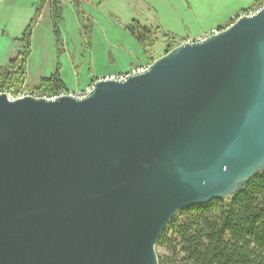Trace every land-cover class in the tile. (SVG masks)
<instances>
[{"label":"water","instance_id":"water-1","mask_svg":"<svg viewBox=\"0 0 264 264\" xmlns=\"http://www.w3.org/2000/svg\"><path fill=\"white\" fill-rule=\"evenodd\" d=\"M92 87L0 95V264H159L176 214L264 170V6Z\"/></svg>","mask_w":264,"mask_h":264},{"label":"crops","instance_id":"crops-1","mask_svg":"<svg viewBox=\"0 0 264 264\" xmlns=\"http://www.w3.org/2000/svg\"><path fill=\"white\" fill-rule=\"evenodd\" d=\"M4 1L5 0H1L0 3H3ZM16 1L18 10L20 12L25 10V14L23 16L16 14L14 17L17 29H19L18 31L21 33V35H16V39H20L22 37L26 29H28V26L32 27L30 34V55L25 64V87L27 89L38 87L43 79L51 78V76L57 74L64 86V91H62V93L77 94L89 90V88L93 86L96 81L105 77L124 74L131 68L141 64L139 60L137 63L140 64L131 62L128 66H125L119 71L113 69L112 72H109L108 70L107 72H94L92 74L86 73L82 69L88 64H93L92 61L95 56V50H97L99 54L105 51L99 49V41L102 39L99 36H102V34L100 32L99 35L97 32V21H93L94 31L89 42L83 44L84 39L80 37L79 32L81 29L84 32L88 29L90 33L92 28L89 18L86 17L87 21L83 20L86 16L83 13L86 6H89L90 4L91 6L98 4L100 7L118 5L120 7V12L116 15L122 24L121 28L124 27L125 34L127 36H130L128 32L130 23L136 21L147 31L149 30L151 32L157 30L159 36H166L167 38L165 39L167 40L179 41L176 43L177 46L179 43L185 42L186 40L198 41V39L210 35L211 31H221L230 26L238 17L247 14L250 5L254 3L255 0H214L220 7V10H222L223 7L227 8L235 6L227 13H224L223 11L219 13L218 11L211 17L212 20L219 21V17L227 15V20L216 27H211L210 29L206 28L203 30L201 27L194 30L187 29L184 34L176 32L173 25L177 24L179 21H183L184 24L201 23L202 21L200 18H202V15L199 9L202 4L207 3L208 0H82L80 5L62 7L59 13V19H55L49 11L47 12L42 9L43 6L42 3H40L41 0H24V4L20 3L18 0ZM194 11L197 14V17H192L190 21H188L186 16ZM37 13H41L40 15L43 17L40 21L35 20L36 16H38L36 15ZM79 18H81L82 22ZM43 21L46 23L38 25ZM36 30L38 31V35L41 39L36 38ZM14 33L12 35H14ZM73 33H75V38L78 39L79 50L82 51L83 62L81 63L74 60V54L69 51L68 48L70 45V35ZM61 36L63 40L60 39ZM135 44V48H139V52L141 53V55H139V59H141L142 56H144V49L136 41ZM12 48L14 53L11 58L13 59H10L9 57L5 62H1V65L13 61L17 58V55L19 56V48H17L16 43ZM34 61L36 65H39L36 72L33 71V68H35ZM147 64L145 63L141 65Z\"/></svg>","mask_w":264,"mask_h":264},{"label":"trees","instance_id":"trees-1","mask_svg":"<svg viewBox=\"0 0 264 264\" xmlns=\"http://www.w3.org/2000/svg\"><path fill=\"white\" fill-rule=\"evenodd\" d=\"M54 15L60 18L58 12ZM27 28L18 40L19 56L0 66V93L27 90L25 64L30 55L32 27ZM128 32L144 49L150 65L154 60L147 52L156 43L150 39L155 33L136 21L130 23ZM167 48L164 54L174 49L171 45ZM31 89L52 94L64 91V86L55 74ZM158 246L167 254L158 257L159 264H264V170L230 198L176 214Z\"/></svg>","mask_w":264,"mask_h":264},{"label":"rangeland","instance_id":"rangeland-1","mask_svg":"<svg viewBox=\"0 0 264 264\" xmlns=\"http://www.w3.org/2000/svg\"><path fill=\"white\" fill-rule=\"evenodd\" d=\"M18 1L24 4V0H18ZM16 3H17L16 0H5L3 3H0V66H1V62L3 61L5 62L6 60H8L9 57L10 59H13L11 58V56H13V53H14V51H12L13 50L12 47L15 43L17 44V48L20 47L19 41H18L19 39H16L17 38L16 35H21V33H19L18 31L19 29H17V24L16 22H14V17L16 14H20L21 16H23L25 14V10L20 12L18 10ZM259 3H260V0L258 1L255 0L254 3L250 5V8L248 9V11L254 8L255 6H258ZM234 7H227V8L223 7V9L220 10V7L215 3L214 0H208L207 3H203L199 9L202 15V18H200V20L202 21L201 23H198V24H186L185 23L184 24L183 21H179L177 24L173 26L176 29V32L181 33V34H184L187 29L194 30V29H198V27L203 28V30L206 28L210 29L211 27H216L217 25H220L221 23L225 22V20H227L228 18L227 15H225V16L219 17L220 19L219 21L212 20L211 17L213 16L215 12L219 11L220 13L223 11L224 13H227L231 8H234ZM118 12H120V7L118 5L100 7L98 6V4H95L93 6H91L90 4L89 6L85 7L83 13L84 15H86L85 16L86 20L83 18V15H82V18L84 21H87V18H89L90 25H92V28H91L90 33L88 29L86 30V32L82 31V29L80 30L79 32L80 37L84 39L83 44H86L92 38V34L94 31L93 21H97L98 22L97 32L99 33V35H100V32L102 34V36H99L100 38H102L99 41V49L105 50L101 54H99L97 50L94 51L95 56L92 61L93 64H88L87 66H84L82 68L86 73H90V74L94 72L100 73V72H107L108 70L109 72H112L113 69L119 71L125 66H128L131 62L137 63V61L139 60L141 64H145V63L147 64V60L144 56H142V58L139 59V55H141V53L139 52V48H135L136 44L133 38L125 34L124 27L121 28L122 24L120 23L116 15L118 14ZM192 17H197V14L195 13V11L189 14L188 16H186V19L190 21ZM79 20L81 21V18H79ZM43 23H46V22L43 21L39 23L38 25L43 24ZM151 32L155 33V35L151 34L150 39L153 40L154 43L156 41V43L154 44L153 48L150 47L147 53H148V57H150V59L154 61L161 58L164 55L165 51L168 49L167 46L171 45L172 48H174V44L179 42L175 40L166 41L167 39L165 38L167 37L162 36V35L159 36L157 30H154ZM13 33L14 35H12ZM35 36L37 39H41V37L38 35L37 30H36ZM60 39L63 40L62 36L60 37ZM69 43L70 45L68 46V48H69V51H71L74 54V60H76V62L78 63L83 62L82 51L79 50L78 39L75 38V33L70 35ZM30 45H31V42H30ZM137 64H140V63H137ZM34 65H35V68H33V71L36 72V69L39 68V65H36L35 61H34ZM140 65H137L131 69H135ZM114 66L116 67V69ZM23 90L24 91H27V90L34 91L33 89H27V90L23 89ZM10 92H14V91H10ZM10 92H5V93H10ZM34 92L37 94L46 93V92H41V91H38V92L34 91ZM156 255H157V258L167 256L165 249L162 246L156 247Z\"/></svg>","mask_w":264,"mask_h":264},{"label":"built area","instance_id":"built-area-1","mask_svg":"<svg viewBox=\"0 0 264 264\" xmlns=\"http://www.w3.org/2000/svg\"><path fill=\"white\" fill-rule=\"evenodd\" d=\"M81 2H82V0H41L40 3H42L43 8L42 7L41 8L43 10H46L47 12L49 11L54 16L55 19H58V16L54 15L55 12H58V14H59L62 7H64V6H70V7L77 6V5H80ZM263 4H264V0H263V2L259 3L258 6H255L254 8L249 10L247 12V14L244 16L252 17V16L257 15L259 13V11L263 8V6H264ZM40 14L41 13H39L37 16L38 21H40L42 19V16ZM218 33H219V31H211V34L208 35L207 37H210L211 35H215ZM207 37H203L201 39H198V41L203 40ZM186 42H193V41L186 40L185 42H181V44H184ZM148 67H149V65H141L135 69H131L128 72H125V74L113 75L112 77H105L103 79L111 80V81L123 80L128 75H137L138 73L144 72ZM92 88L93 87L91 86L89 88V90H86L83 93H77V94H71V93H65V92L64 93L54 92L52 94H50V93H39V94H37L31 90H27V91L20 90V91H14V92H10V93L2 92V93H0V95H2L4 93L8 96V98H10L12 100L32 97L35 99L42 98L45 100L52 101V100L57 99L59 97H63L64 95H70V96H74V97H83V96L87 95Z\"/></svg>","mask_w":264,"mask_h":264},{"label":"clouds","instance_id":"clouds-1","mask_svg":"<svg viewBox=\"0 0 264 264\" xmlns=\"http://www.w3.org/2000/svg\"><path fill=\"white\" fill-rule=\"evenodd\" d=\"M193 42H195V41H193ZM180 44H181V43H180ZM180 44H179V45H180ZM177 46H178V45H177Z\"/></svg>","mask_w":264,"mask_h":264}]
</instances>
